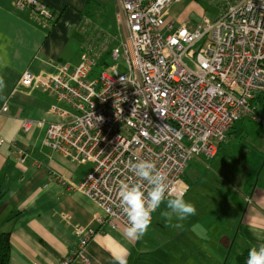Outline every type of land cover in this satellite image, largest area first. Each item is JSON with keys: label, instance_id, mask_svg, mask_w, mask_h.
Returning <instances> with one entry per match:
<instances>
[{"label": "built area", "instance_id": "built-area-1", "mask_svg": "<svg viewBox=\"0 0 264 264\" xmlns=\"http://www.w3.org/2000/svg\"><path fill=\"white\" fill-rule=\"evenodd\" d=\"M180 1L119 0L116 34L86 18L77 65L26 70L18 81L53 96L50 112L57 118L48 124L25 118L22 132L46 124L47 147L76 164H93L82 183L70 185L97 203L99 222L112 228L127 226L118 192L121 182L135 180L131 166L138 159L156 161L170 189L185 196L190 161L214 158L237 121L258 119L251 101L264 94V0L227 1L215 19L175 28L167 15ZM13 4L45 26L55 20L40 0ZM98 65L103 70L90 79ZM13 157L23 164L27 154L16 149ZM65 222L70 225L68 217ZM73 231L78 244L59 264L87 261L97 230Z\"/></svg>", "mask_w": 264, "mask_h": 264}, {"label": "crops", "instance_id": "crops-1", "mask_svg": "<svg viewBox=\"0 0 264 264\" xmlns=\"http://www.w3.org/2000/svg\"><path fill=\"white\" fill-rule=\"evenodd\" d=\"M40 1L54 12L53 27L43 25L29 10L17 9L13 0H0V78L6 84L0 92V138L4 139L0 144V222L1 229L11 233L9 264H59L78 244L73 227L86 226L97 233L85 249L87 261L79 264H114L112 253L126 254L128 264H147L145 255L151 251L143 246L146 233L129 243L122 235L126 226L101 224L98 217L103 215L102 209L70 185L71 181L82 183L93 164H76L46 146V124L57 120L50 112L54 97L18 84L26 70L50 73L58 63L77 65L86 18L116 34L119 0ZM183 1L168 11L167 20L175 28L182 24L194 28L208 17L194 13L191 19L179 16L175 6ZM208 1L216 3L221 11L227 1L235 0ZM192 3L196 5L197 0ZM5 106L7 110L3 111ZM25 118L46 124L24 133L21 124ZM235 124L214 158L195 157L185 171L189 191L194 187L197 191L196 196L187 193L184 199L197 211L201 199L206 198L208 222L211 214L217 215L215 228L192 231L180 248L157 256L159 259L150 264H239L242 251L264 243V148L250 150L241 140L232 149H225ZM234 137L244 135L238 132ZM16 149L27 154L25 163L13 157ZM211 192L213 199L209 197ZM197 253L202 259L199 255L194 258Z\"/></svg>", "mask_w": 264, "mask_h": 264}, {"label": "rangeland", "instance_id": "rangeland-1", "mask_svg": "<svg viewBox=\"0 0 264 264\" xmlns=\"http://www.w3.org/2000/svg\"><path fill=\"white\" fill-rule=\"evenodd\" d=\"M192 1L193 0H184L182 3L175 6V13L188 19L192 18L193 13L199 16L208 15L211 19L217 17L218 13H220V7L216 3L208 0H197L198 5H195ZM114 7L115 5L113 4L111 8ZM107 62L108 64H113L110 59H107ZM102 70V66L98 65L91 74L90 79H97ZM256 114L258 119H253L249 116L236 122L232 140L225 145V149H232L235 144H240L241 140H244L243 144L248 145L250 150L253 149L258 151L262 147L264 148V108H258ZM238 132H242L244 138L234 137ZM195 159L196 158L191 161L190 165ZM193 165L195 168L197 167L196 164L193 163ZM189 179L192 185L191 180L193 179L191 173ZM189 188L187 190L188 195L196 196L197 188L194 187L192 191H189ZM214 196L213 192H211V196L209 195L212 199ZM166 202L167 200H165V204H162L160 208L152 214L151 225L142 240L143 246H146L151 251L150 254L145 255V263L147 264L153 263L154 260L159 259L157 256L162 257L165 253H167V255L170 254L171 250L176 246L180 248L183 243H186L187 236L190 235L192 231H204L207 230L206 227L210 226L215 228L214 224H217V215L214 216L211 214L213 221L210 218L211 223L208 222L209 219L207 216L210 211L207 207L206 198L203 200L201 199L200 207L194 215H190L183 220H178L175 216L169 219L162 215V212L167 210ZM176 255H178V253H175V256ZM197 255L202 259L201 253L195 254L194 258H196Z\"/></svg>", "mask_w": 264, "mask_h": 264}, {"label": "clouds", "instance_id": "clouds-1", "mask_svg": "<svg viewBox=\"0 0 264 264\" xmlns=\"http://www.w3.org/2000/svg\"><path fill=\"white\" fill-rule=\"evenodd\" d=\"M5 87V81L0 78V92ZM131 167L135 180L121 182L118 192L121 209L127 217V226L122 235L129 243L139 240L147 232L152 214L165 204L166 195L169 198L163 216L183 220L195 214V206L184 199V193L170 189L167 176L157 167L156 161L138 159ZM112 260L114 264H128L126 254L112 253ZM246 264H264V243L250 248Z\"/></svg>", "mask_w": 264, "mask_h": 264}, {"label": "trees", "instance_id": "trees-1", "mask_svg": "<svg viewBox=\"0 0 264 264\" xmlns=\"http://www.w3.org/2000/svg\"><path fill=\"white\" fill-rule=\"evenodd\" d=\"M54 21L51 23V27L54 26ZM251 105L253 110L256 112L258 108H264V94H259L254 97L251 101ZM250 249H246L242 251L238 256L239 264H246V260L248 257V252ZM11 256V233L3 231L1 229L0 222V264H9Z\"/></svg>", "mask_w": 264, "mask_h": 264}]
</instances>
